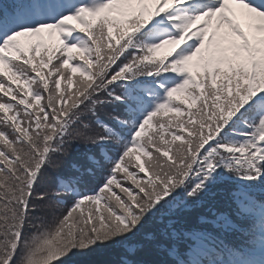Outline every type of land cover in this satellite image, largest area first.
<instances>
[{
	"label": "snow or ice",
	"instance_id": "snow-or-ice-1",
	"mask_svg": "<svg viewBox=\"0 0 264 264\" xmlns=\"http://www.w3.org/2000/svg\"><path fill=\"white\" fill-rule=\"evenodd\" d=\"M100 244L264 264V0L0 3V264Z\"/></svg>",
	"mask_w": 264,
	"mask_h": 264
},
{
	"label": "trees",
	"instance_id": "trees-1",
	"mask_svg": "<svg viewBox=\"0 0 264 264\" xmlns=\"http://www.w3.org/2000/svg\"><path fill=\"white\" fill-rule=\"evenodd\" d=\"M2 2H7V0H0V3ZM105 176L106 172L101 173L98 177H94L81 189V191L90 193ZM124 183L125 186H129L131 181L127 180ZM114 190L119 194V189ZM84 207L85 210H87L88 205L86 204ZM197 218V210L193 209L192 219L195 221ZM151 226L152 225L150 224L149 227L151 228ZM121 258V254L117 247L100 244L83 252H77L74 250L69 256L63 257L62 261L63 264H119ZM57 264H61V262L58 261Z\"/></svg>",
	"mask_w": 264,
	"mask_h": 264
}]
</instances>
